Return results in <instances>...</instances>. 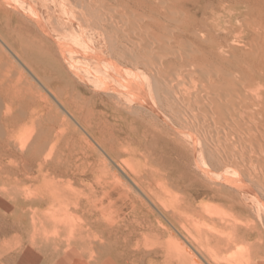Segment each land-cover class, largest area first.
<instances>
[{
    "label": "bare ground",
    "instance_id": "obj_1",
    "mask_svg": "<svg viewBox=\"0 0 264 264\" xmlns=\"http://www.w3.org/2000/svg\"><path fill=\"white\" fill-rule=\"evenodd\" d=\"M229 1L222 8L232 23L233 3L264 8V0ZM219 2L0 0V210L7 175L23 173L27 183L23 205L14 212L5 199L0 222L47 252L7 244L20 248L7 264H264V144L236 148L253 135L239 129L240 89L202 77L208 48L218 57L241 48L221 43L223 15H208ZM259 38L258 62L264 32ZM172 41L190 47L172 51ZM15 68L39 85L19 89ZM176 74L188 75V85ZM65 82L79 94L55 87ZM254 83L250 94L264 95ZM256 132L264 136V124ZM76 141L82 173L93 176L81 190L63 179L82 181ZM169 152L172 178L164 173ZM202 197L214 203L199 205Z\"/></svg>",
    "mask_w": 264,
    "mask_h": 264
},
{
    "label": "rangeland",
    "instance_id": "obj_2",
    "mask_svg": "<svg viewBox=\"0 0 264 264\" xmlns=\"http://www.w3.org/2000/svg\"><path fill=\"white\" fill-rule=\"evenodd\" d=\"M232 1V0H231ZM228 3V4H227ZM232 2H230L229 0H224L223 3L219 2V3H216L215 6L211 9L208 10V15H213L214 12L218 13V14H222L223 15V20H224V33L223 36H224V41L222 40L221 43H223L222 45L224 44H238V46H240V51H238L237 53V56H226L224 55V57L222 55H220L218 57V53H214V50L210 48H208V53H207V59L204 61V68H202V77L204 79H207V77H214V79L218 78L219 80V84L220 85H223V86H232L234 87L235 89H237V91L240 89V91L236 92V104H237V109H238V112L240 113V116L241 118L239 117L238 118V124L239 125V129L241 131L242 129V132H246L247 133V129H249L250 131H252L251 133L253 134L250 138V135L246 136V137H243V140L240 141V139L237 141H235V146L236 148L238 149H242V150H245V152H247V150L249 149L248 145L250 147H252V149L254 150H258V145L260 144V142L262 144H264V136L260 137L259 133L256 132L257 128H259L260 126H262L264 124V95H260V97L254 92V93H251L250 94V91H251V86L250 84H252V82L254 83L252 88H256L257 86L261 87V89H263L264 87V61H257V58L255 57V54L257 53L258 51V46L260 44V38H259V34L261 35L263 32H264V8H261L259 7V5H255V4H252L250 6H248L247 4L245 3H240L239 5H237L236 3H233L235 4L236 6L231 8L233 9L234 12L237 11L238 14L235 15V22L232 23L231 20H228L227 19L232 16L230 15V10L229 9H226L225 11L223 10L222 7H226L228 5H230ZM225 4V5H223ZM248 7V8H247ZM211 11V12H210ZM176 14V13H175ZM172 15L174 17V19L176 18V15ZM211 20V19H210ZM239 23V24H238ZM173 24V27L174 26H177V22H176V19L174 22H172ZM234 26V27H233ZM235 31H234V30ZM172 30L175 32V27L172 28ZM227 30V31H226ZM233 31V34L231 33V31ZM235 32V33H234ZM256 32L258 33L256 35ZM231 35V38L230 36ZM247 34V35H246ZM205 35H208V30L206 29L205 33H204V36ZM245 35V36H244ZM228 36V37H227ZM232 36H233V39H232ZM229 38V39H228ZM235 38V39H234ZM252 38V39H251ZM257 38V39H255ZM230 39H232L230 41ZM248 39V40H247ZM259 39V41H258ZM229 40V41H227ZM239 41V42H238ZM255 41V42H254ZM230 42V43H229ZM177 45H176V44ZM188 43V42H187ZM186 41H172V51H182L184 50L185 48L186 49H189L188 47H190L189 45H187ZM251 45H250V44ZM246 44V45H245ZM187 47H186V46ZM255 45V46H254ZM246 46V47H245ZM177 47V48H175ZM183 47V49H182ZM222 46L221 48L219 47V52H221L222 50H227V47H224ZM245 47V48H244ZM242 50V51H241ZM251 51L253 54H249L247 52ZM216 52V50H215ZM214 54H217L215 55L214 57ZM241 54V56H240ZM210 55V56H209ZM213 55V57H212ZM241 58H239V57ZM216 58V59H215ZM236 58V59H235ZM239 58V59H238ZM242 58H244L242 60ZM212 59V60H211ZM17 60V59H16ZM210 60V61H209ZM239 60V61H238ZM236 61V63H235ZM238 61V62H237ZM208 62V63H207ZM215 62V63H214ZM217 62V63H216ZM207 63V64H206ZM213 65H211V64ZM255 63V64H253ZM16 64L18 66H21L22 64L20 63V61H16ZM209 65V66H208ZM243 65V66H242ZM247 67H250V69L252 70H247L245 68ZM212 66V67H210ZM227 66V67H226ZM241 66V67H240ZM252 66V67H251ZM259 66V67H258ZM210 67V68H209ZM215 69H214V68ZM208 68V70L206 69ZM226 68V69H225ZM242 68V69H241ZM205 69V70H204ZM208 72H207V71ZM254 70V71H253ZM256 70V71H255ZM22 71H24L23 73L20 72L17 68L13 69V72L11 73V80L14 84H18V88L19 89H22L24 91L26 90H30L31 87H30V84L31 83L30 81H34L35 83H37L34 79V77L32 76V74L25 68L22 69ZM210 71V72H209ZM212 71H215V75L212 74L213 72ZM217 72V73H216ZM223 72V73H222ZM238 72V73H237ZM257 73L255 75V73ZM219 73V74H218ZM252 73V74H251ZM222 74V75H221ZM210 75V76H209ZM213 75V76H212ZM231 75V76H230ZM217 76V77H215ZM243 76V77H242ZM181 77V78H180ZM189 77L188 75H183V74H176L174 76V78L176 79L175 83H178L179 85H188L189 83V80L188 78ZM198 78H201L200 76L197 75ZM251 77V78H250ZM258 78V79H257ZM211 79V78H209ZM178 80V82H177ZM223 81L225 83H222L220 81ZM182 81V82H181ZM186 82V84H185ZM231 83V85H229ZM257 83V84H256ZM38 84V83H37ZM243 84V85H242ZM39 85V84H38ZM249 85V86H248ZM256 85V86H255ZM65 86H67L69 88V90L71 91L72 94L76 93V94H79V90L78 88L76 89L74 87V84L72 82H65L63 84H55V87H61V89H64ZM246 86V87H245ZM248 86V87H247ZM22 87V88H21ZM263 87V88H262ZM250 89V90H249ZM243 90V92H241ZM254 90H252L253 92ZM262 94H264V89L261 90ZM246 92V93H244ZM241 94V95H239ZM244 94V96H243ZM247 94V95H246ZM49 95V94H48ZM257 95V96H256ZM239 96H242V97H245V98H240ZM253 96V97H252ZM254 97H257L260 99L261 103L258 102V99L257 98H254ZM239 98V99H238ZM249 99V100H247ZM243 101V102H242ZM245 101V102H244ZM254 103H252V102ZM241 102V103H240ZM246 103V104H245ZM261 104V105H260ZM3 105V110H4V104ZM57 105V103H56ZM240 105V106H239ZM242 105V106H241ZM245 105V106H244ZM254 105V106H253ZM241 107V108H240ZM15 108L16 109H19V103H17L15 105ZM247 108V109H246ZM249 109V110H248ZM63 113L64 112V109H60ZM240 110V111H239ZM260 112H259V111ZM258 112V113H257ZM259 114V115H258ZM260 117H258V116ZM258 117V118H257ZM71 119V118H70ZM255 119V120H254ZM252 123H251V121ZM262 120V121H261ZM263 123V124H262ZM255 124V125H254ZM259 124V126H258ZM261 124V125H260ZM243 125V126H242ZM241 126V127H240ZM253 126V127H252ZM257 126V127H255ZM244 127V128H243ZM253 128H255L256 130H253ZM252 129V130H251ZM255 132V133H254ZM255 134V135H254ZM256 137V138H255ZM245 138V140H244ZM257 139V140H256ZM244 141V142H243ZM243 143V144H241ZM256 143V144H255ZM252 144V145H251ZM83 144L76 141V146L75 148L73 147V150L75 151L74 153L76 154L74 156V172L75 173H78V174H82L81 175V180L82 181H78L77 183H75L76 181H73L70 177H65L63 178L65 183L69 184V187L71 189H75V190H81L83 188H87L89 185L88 183H92L91 181L93 180V176L91 174H88V175H83L82 171H84L85 169V166H83V164H81L82 162L81 161H78L80 158H82V152L83 149H82ZM72 149V147H71ZM81 149V150H80ZM68 153V151L66 152ZM152 153H154V155L157 156L160 155L162 156L163 153L161 151H157L156 149L155 150H152ZM166 157H167V163L168 166L166 165V168L164 169V173H168L170 175V178H172V170H171V167H170V163L172 162V159L175 158V156L172 154V152L170 153H166ZM67 158V157H66ZM166 163V164H167ZM76 165H78L76 167ZM78 167H80L78 169ZM165 167V166H164ZM70 173L73 172V170L71 168L68 169ZM18 173H13V175H7V184L8 185V188H10L11 192L7 193L6 195H3L2 198H1V201H2V205H1V210H0V214L4 215L5 213H7V211H5V203L6 201H8V204L10 207H12V209H16L14 212H17L18 208L23 205V203H21V198L20 195H19V189L20 188H24L27 186V183L25 182V177H24V174L23 173H19V175L17 176ZM23 174V175H22ZM37 174H35L36 176ZM19 180V181H17ZM24 181V182H23ZM5 182V183H6ZM23 182V183H22ZM71 183V184H70ZM75 183V184H74ZM74 184V185H73ZM14 186V187H13ZM16 186V187H15ZM13 187V188H11ZM16 188V189H15ZM14 191H15V195H12L14 194ZM13 192V193H12ZM12 193V194H11ZM17 193H18V196H17ZM12 195V196H11ZM4 197V198H3ZM14 197V198H13ZM17 197V198H16ZM6 199V201H5ZM13 200V201H12ZM210 201V202H209ZM199 205L200 204H206V203H214V201H212L211 199L207 198V197H202L199 199L198 201ZM50 205L46 204L44 206L45 209H47ZM4 210V211H3ZM5 212V213H4ZM116 215V218L120 219V221L122 220V215H123V218L126 217V215L124 213H122V211H120L119 213L115 214ZM2 222V221H1ZM0 222V262L3 263V264H7L6 261L8 260V258L10 256H17V253H19L18 251L20 250V248H15L14 249L12 248L11 250H9L8 245L13 246L16 245V244H21L24 248H28V247H31V249L33 250L32 252L34 254H37L39 255L40 257L42 258H46L47 256V252L45 250H42V248L39 249V247H41V241L37 239V242H38V245L35 246V248L32 247V245L30 244V241L28 239V237H26V234L23 233V231H19L18 228H15L13 231H10V232H5L4 231V228L2 227V223ZM55 231V230H54ZM175 231V230H174ZM3 232V233H2ZM18 235V236H17ZM18 240H16L17 238ZM15 238V239H14ZM21 239V240H19ZM15 240V241H14ZM17 241V242H16ZM39 246V247H38ZM243 247L244 244H241L240 247ZM239 247V248H240ZM38 250H37V249ZM239 248H235L233 251L234 252H239L241 250H239ZM5 250V251H4ZM16 250V251H15ZM40 251V252H39ZM42 252V253H41ZM46 252V253H45ZM45 253V256H43ZM2 256V257H1ZM3 261V262H2ZM0 263V264H1Z\"/></svg>",
    "mask_w": 264,
    "mask_h": 264
}]
</instances>
